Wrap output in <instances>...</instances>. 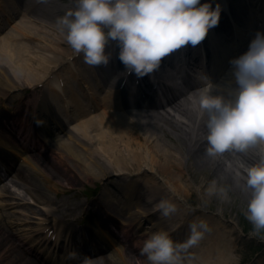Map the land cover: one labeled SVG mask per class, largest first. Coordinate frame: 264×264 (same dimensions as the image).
<instances>
[{
	"label": "bare ground",
	"instance_id": "obj_1",
	"mask_svg": "<svg viewBox=\"0 0 264 264\" xmlns=\"http://www.w3.org/2000/svg\"><path fill=\"white\" fill-rule=\"evenodd\" d=\"M69 1L68 6H66V12L64 11L65 14L74 7V0ZM225 1L201 0V4L212 3L213 8H215L216 4L221 6L219 23L216 27L210 29V36L212 37L210 40L213 41L214 50L219 51L218 55L223 54L224 56L228 54L227 47L235 49L244 37L242 28L239 29L241 30L240 34L236 33L234 36L228 37L230 18L242 19L245 10L240 4L242 0H235L240 6L235 1H230L229 3H225ZM262 1L264 3V0ZM64 2L66 0H0V97L5 98V106L7 111H9L3 118L9 117L11 121V129L1 123L0 144L7 145L9 141L13 140L12 135L9 134L12 132L16 134L22 132L24 136L29 135L28 122L36 119H39V123L43 121L42 119L47 111L50 112L53 96H55L53 101L58 104L61 103V112L63 114L73 115L75 112L81 113L79 120L76 121L78 124L72 128L74 132L66 131V128H63L61 132L46 140L42 151L38 152L40 156L43 155V157L39 158L43 163L39 164L35 161L37 160L35 159L36 156L34 158L32 155L24 156L22 157L24 160L22 163L28 169H24L21 166L22 168L17 169L12 177L20 181L19 186L25 188V190L26 188L28 189L29 193H31L29 195L33 200H36L38 196L40 197L44 188L57 193L60 190H67L68 188L64 187L65 183L68 186L73 185L69 181L76 182V180H79L82 183H87L89 177H92L94 180L100 179L107 184L120 178L118 186L121 191V197L111 194L109 189L108 193L103 192L99 198L100 204H105L108 207L107 211L99 203L96 205H99V211H102V219L109 218L106 215L110 214L114 216V219L117 218L120 225L117 226L118 222L116 224L113 222V226L120 228L121 235L118 236L114 233L111 227L112 222L107 224L104 221L102 222L101 219L96 224L97 231L95 230L93 238L111 239L110 234L114 237L106 249L100 252L96 250V254L88 255L84 251L83 256L79 259L80 263L87 256L93 260L94 264H118V261L120 263L123 262V264H150L147 256L141 254V248L144 240L152 233L161 230L167 231L173 241L183 243L190 234L189 224L194 221L204 220L208 223L210 231L205 233L197 245L193 246V250L190 251L188 249L187 253L184 254L183 264H230L233 261L232 254L230 256H219L213 262L209 260L214 256V253L219 254L221 252V241L211 244L208 248H204L203 244L212 241L211 233H220V223H211L209 216H214V214L209 211H199L202 214L193 217L192 221L189 220V215L192 216L193 213H190L185 207V200L191 196V192L184 184L183 179L187 175H192V171L197 173L202 166L206 165L215 171L210 178L206 177V175V178H203L206 181L208 180V183L206 186L201 183V188L204 192L201 194V200L204 201L206 197H212L208 196L206 191L212 182L211 178L216 180L217 184L222 180L234 181V184L239 186V189L245 195L243 196L248 197L249 193L243 188V170L239 169L241 172L240 177L235 175V170L238 169V162H242L247 166L258 163L262 146H252L243 153H225L217 157L206 155L207 142L205 137L207 129L205 124L207 116L200 111L196 104V99L200 95L199 90L205 87L206 83H200L197 85L191 84L189 87L177 92L173 91L172 87L170 88L172 97L169 98L168 106L171 109L160 114V116L166 123H171L174 127L171 129H176L178 137L182 138L181 144L177 142L176 146H174L180 159H177L176 154L172 151L164 150V138L165 136H170L172 132L162 128L161 122L163 121L156 117L159 120L157 122L154 119L157 115L150 111L148 113L141 112L135 106L131 107L127 103L125 105V101L122 102L123 97L125 98L131 90L129 82L131 80L136 81V79L144 80L145 76L138 77L134 73H129L132 75L126 81L125 88L119 90L120 85L118 86L119 83H117L115 91H112L114 90L112 81H104V79L110 76L115 68V63L118 66L116 71L123 69L124 65L117 57L119 49L116 47H113V49L106 48V53L110 54L111 57L107 65L90 66L86 64L83 60V54H77L67 43L66 32L62 31L61 26L57 23L58 19L65 15L63 10H61ZM26 3L29 6L28 8L25 6ZM250 6L254 9L252 5ZM4 17H7L5 23L8 21H10L8 23H11L10 26H7L8 28L4 26L5 23L3 25L1 23ZM259 22H264V16L259 19ZM222 29L223 32H221ZM223 33L228 34L224 35ZM42 40L49 42L46 48L43 47L44 45L42 46ZM224 40H227V44L221 46ZM250 42H247L245 47L232 60L246 53ZM204 45L205 40L196 46L186 45L187 56L176 50L165 57L161 61L159 68L155 70L159 78V80L155 79V81H159L157 85H161L160 81L163 83L165 77L167 81H171L172 85H176V77L172 74L173 72L170 71V73L166 74L167 71L163 68L165 67L163 64L168 61L176 66L179 71H184L183 74L188 80L191 79V70L198 67L199 65L196 64H201V60L203 62L202 53L206 52L200 49ZM177 52L178 54H176ZM180 54L186 57L184 59L185 64H182L181 68H179V65L183 60L179 58ZM213 62L216 65L219 64L216 58ZM233 73L234 70L229 74L227 80L224 78L225 84L222 86L224 95L238 89ZM82 78L85 82L80 80ZM145 80L147 85V76ZM86 81L93 82V85L88 84ZM44 85H47V90H44L42 94L36 93L43 89ZM157 85L152 80L150 86ZM99 86L110 89L104 95L103 102L108 110L104 115L100 113L90 116L85 109L86 104L88 106L92 105V100L87 98L88 93L85 87H88L93 92ZM162 87L160 86L159 90ZM29 89L33 91L34 96L31 98L32 102L29 107L26 126L24 129L20 127L18 130L19 121L21 124L24 122L23 109L29 103L26 100ZM139 91L144 95L143 97H147L151 101L158 99L152 96L157 92L154 89L148 88L145 90L140 88ZM151 93L152 95H150ZM210 94L212 96H220L215 91H211ZM229 97L232 99L231 96ZM97 98L100 99V97ZM25 100L26 102H24ZM41 126L42 124L39 125L40 129H42ZM133 126L136 127L134 128ZM137 129L140 130L149 144V147L146 146L144 148L143 153H141V148L138 146L141 136ZM185 140L190 144V151L184 149ZM123 150L128 152L129 161L128 156L121 158ZM168 157L171 160L169 162ZM188 158L191 160L189 164L186 163L189 161ZM229 162H231L232 168L228 167ZM127 163L129 164L126 167L125 164ZM54 168H56V174L52 173ZM28 170L35 172L31 174L33 178L30 174H25ZM38 172L44 178L38 177V180ZM50 175H52L51 177L56 176L53 178L58 183L51 179ZM123 176L131 177L132 180L122 179ZM140 178L145 181L148 194L156 199L145 200L142 198L144 194H142L143 192L140 188H143V186L142 183L137 181ZM156 178L161 180L160 187L158 182H156ZM194 181L197 182L195 178ZM112 191L118 193L115 188ZM8 193L13 200V205L23 206L27 202V199L15 198L17 193L14 191H8ZM161 200H169L174 203L176 208L178 207L177 211L169 217H164L158 207L152 208V203H157ZM38 202H41L40 204L44 206H49L47 201ZM53 206H56L55 211L60 212L62 217L48 216L50 212L41 213L40 215L47 218L51 217L52 220L50 223L47 222L45 224L44 231L53 229L56 224L65 223V229L63 227L60 230L56 229V243L59 242L63 235H67L68 238L79 235L80 231L73 226L76 222L74 221L71 225L69 221H66V216H64V212H61V208L57 204ZM86 206L87 203H82L77 208L70 206L67 211H77L78 209L82 210V208L86 211ZM195 212L197 213L198 211ZM223 213L222 210L220 214L223 216ZM7 218L11 219V217H6L5 215L0 218V264H36L30 256L29 249H27L26 240L18 238L14 235V232L5 228ZM210 218L213 217L210 216ZM146 223L150 227H144ZM210 224L215 226V229ZM48 236L49 234H47V238ZM67 237H65V240ZM83 242H87V240L83 239ZM87 244L95 246L96 243L93 244L89 241ZM111 249L115 250L112 255L109 253ZM209 251L212 252L207 255L206 253ZM112 258L118 259V261ZM79 262L72 264H79Z\"/></svg>",
	"mask_w": 264,
	"mask_h": 264
},
{
	"label": "clouds",
	"instance_id": "obj_2",
	"mask_svg": "<svg viewBox=\"0 0 264 264\" xmlns=\"http://www.w3.org/2000/svg\"><path fill=\"white\" fill-rule=\"evenodd\" d=\"M221 6L201 0H74V7L57 21L66 32L67 43L90 66L107 65L106 47L116 42L119 60L129 73L143 77L159 68L171 53L191 44H200L220 20ZM238 89L232 99L212 96V85L199 90L196 104L207 116L206 155L243 153L260 145L259 162L247 166L238 162L237 177L243 170V188L249 193L246 218L254 233L264 232V33L258 32L248 51L230 61ZM206 80V79H205ZM207 81V80H206ZM228 167L232 168L231 162ZM207 195L228 198V190L213 180ZM164 217L177 211L169 200L157 206ZM183 243L175 242L167 231L152 233L143 242L141 254L150 264H183L184 254L210 231L204 220L189 224ZM69 259H77L71 252ZM81 264H94L87 256Z\"/></svg>",
	"mask_w": 264,
	"mask_h": 264
},
{
	"label": "rangeland",
	"instance_id": "obj_3",
	"mask_svg": "<svg viewBox=\"0 0 264 264\" xmlns=\"http://www.w3.org/2000/svg\"><path fill=\"white\" fill-rule=\"evenodd\" d=\"M69 2H70L69 0H66V2L62 4L63 7L61 8V10H63V13L66 10V6H68ZM48 44L49 42L42 40V46L44 45L43 47L46 48ZM4 102H5V98L0 97V104L4 105ZM106 111L107 110H104V111L101 110L99 113L104 115ZM159 112H164V111L159 110ZM156 117L158 119L160 118V120L163 121L161 122L162 128H165L167 131L172 132L170 136H165L164 138L165 143L163 144V147H164L163 149L167 150L168 152L172 151L173 153L176 154L177 156L176 158L180 159V156L177 154V150L174 149L175 148L174 146H176L177 142L181 144L182 138L178 137V133L176 132V129L172 130L171 129L173 127L172 124L166 123L164 119L161 118L160 114L155 116L154 118L158 122L159 120ZM133 127L135 128L136 126H133ZM138 131L140 133L139 135L141 136L138 141V146H140L141 148L140 151L141 153H143L144 148L146 146L149 147V144L147 140H145V137L142 135L140 130ZM183 145L186 151L191 150L190 144L186 140L184 141ZM122 152L123 154L121 158H125L126 156H128V152H125V150H123ZM32 156L33 158L36 156L35 159L37 160L35 159L34 160L37 161L39 164L43 163V161L39 159L43 157V155L40 156V154L36 152ZM129 160L130 158L128 156V161ZM169 161L171 160L168 157V162ZM190 162L191 160L189 159V161L186 163L189 164ZM129 163L125 164V166L127 167ZM187 164H186V167H187ZM23 167L24 169H28L26 168L25 165H23ZM52 170L54 171L52 173L56 172V168ZM214 171L215 170H212L209 166L204 165L202 166L201 169L197 171V173L195 171L194 172L192 171V175L190 176L187 175L183 179L184 184L187 186L189 192H191V196L185 200V207L187 208L188 211H190V213H193V215L189 217V220L192 221L193 217H196V215L202 214L201 212L199 213V211H205V212L209 211L211 212V214H214V216L209 214L210 216L213 217V218H210L209 216L211 223H214V222L220 223L219 230L221 234L211 233L210 234L211 238H213L212 241L209 243L203 244L204 248H208V246H210L211 244H214L217 241L219 242L221 241V244H220L221 252H219V254L214 253L213 254L214 256L210 258L209 260L213 262L214 260L219 258V256H225V255L230 256V254H232L233 261L230 262V264H264V232H261L258 235L255 234L252 224L247 220L246 215H245L248 200L250 196L244 197L245 195L239 189V186H236L234 184V181L226 180L227 181L226 182L225 180H222L221 182H219L218 187H224L228 190V198L226 200L220 198L218 195H214L211 198L206 197V200L204 201L200 199L201 194L204 193L201 188V183L203 186H206L208 183V180L206 181L204 179L206 177L210 178ZM32 173H35V172L34 171L31 172L30 170H28L25 174L27 175L30 174L31 176ZM146 175L150 176L149 174H146ZM51 176L52 175H50V177ZM38 177H40L41 179L44 178L39 172L37 176V179L39 180ZM53 177H56V176H53ZM53 177H51V179L55 180V178ZM194 178L197 182L194 181ZM211 180L213 181L214 179L211 178ZM199 181L200 183H198ZM55 182L58 183V181L56 180ZM69 182L73 183L74 186L73 185L68 186L65 183L64 187H67L68 189L60 190L58 193L44 188V190L40 194L41 198L38 196L39 198L37 197L36 200H33L32 197L30 196L31 193H29L28 189L26 188L27 190L26 191L25 188L19 186L20 181L17 178H15L14 180L11 179V181L7 183V185L2 186L0 189V205L2 206L0 208V218L2 215H5L6 217H11V219L10 218L6 219L5 228L8 229L9 231L11 230L12 232H14V235H16L18 238L20 237L22 240L28 239L27 246L29 248H32V247H35V245L33 244V240L39 236L37 234L41 226L44 224L43 218L44 219L47 218L46 216L44 217L40 214L41 213L45 214V213L50 212L48 216L62 217L60 212L55 211L56 206H53V205L57 204L59 208H61V212H64V216H66L65 219L72 220V218L74 219L82 218L85 216V213H87L88 215L85 218L88 219L87 217L91 216L89 215L90 214L89 209L91 207L86 206V211H84L83 208L82 210L78 209L77 211L75 210L67 211L68 207L71 206V207L77 208L78 205L82 203H86L87 201H93L94 203H96V200L93 199V197L94 195H98V193L101 192L102 187H103L102 184L104 182L101 181L100 179L94 180L92 177H89V181H87V183H82L79 180H76V182H72V181H69ZM69 182L67 183L69 184ZM141 182H145V181L141 180ZM156 182H158L159 187H160L161 180L159 178H156ZM8 191L16 192L17 194L15 198L22 199V200L27 199L26 201L28 203L31 202V204L27 205L28 204L27 203L26 205H23L22 207H16L15 205L12 204L13 200L12 198L9 197ZM24 195H27V196L23 197ZM3 198H7V199H3ZM42 198H46V199H42ZM147 198H149V196H147ZM38 201H42V202L47 201V204L49 206L47 205L44 206L40 204L41 202H38ZM48 201L51 202L53 205L49 203ZM155 206L156 204H154L153 207ZM222 210L224 212L223 216L220 214ZM195 211H198V212L196 213ZM47 219L50 220L51 217ZM7 222L11 224L10 227L7 225ZM104 222L107 224L110 222L113 223V219L104 218ZM210 226L213 229H215V226L211 224ZM144 227H149L148 223L144 224ZM211 252L209 251L206 254L209 255ZM114 253L115 252L111 250L110 254L112 255ZM112 259L115 261H118V259H114V258ZM35 263L38 264L36 260H35ZM118 264H123V262L120 263L118 261Z\"/></svg>",
	"mask_w": 264,
	"mask_h": 264
}]
</instances>
